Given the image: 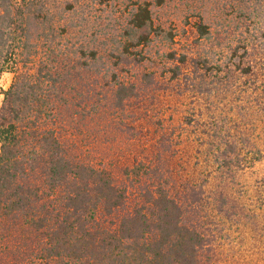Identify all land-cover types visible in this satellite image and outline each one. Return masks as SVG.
I'll list each match as a JSON object with an SVG mask.
<instances>
[{
	"label": "rangeland",
	"instance_id": "obj_1",
	"mask_svg": "<svg viewBox=\"0 0 264 264\" xmlns=\"http://www.w3.org/2000/svg\"><path fill=\"white\" fill-rule=\"evenodd\" d=\"M144 3L149 40L135 44L127 30ZM75 7L70 16L98 53L74 82L91 93L76 94V114H64L71 153L124 183L128 209L140 203L144 183L158 181L137 179L135 166L154 168L172 195L195 189L194 219L208 237L198 264H264V0H79ZM80 25L59 44L79 40ZM4 59L0 106L13 79L14 59ZM117 83L130 87L123 98Z\"/></svg>",
	"mask_w": 264,
	"mask_h": 264
},
{
	"label": "trees",
	"instance_id": "obj_2",
	"mask_svg": "<svg viewBox=\"0 0 264 264\" xmlns=\"http://www.w3.org/2000/svg\"><path fill=\"white\" fill-rule=\"evenodd\" d=\"M78 2L0 0V56L14 59L0 106V264H198L208 237L194 219L195 189L172 195L154 168L135 166L137 179L158 181L144 183L128 209L127 186L63 139L65 112L76 114V94L91 93L74 82L98 53L70 16ZM79 25V40L59 44ZM150 25L144 3L127 33L145 43ZM129 89L119 83L117 97Z\"/></svg>",
	"mask_w": 264,
	"mask_h": 264
}]
</instances>
